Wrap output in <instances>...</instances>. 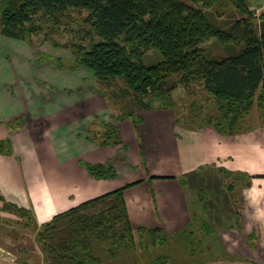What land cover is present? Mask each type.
Returning a JSON list of instances; mask_svg holds the SVG:
<instances>
[{
	"label": "crops",
	"instance_id": "crops-1",
	"mask_svg": "<svg viewBox=\"0 0 264 264\" xmlns=\"http://www.w3.org/2000/svg\"><path fill=\"white\" fill-rule=\"evenodd\" d=\"M41 44L0 32V140L11 138V153L0 152V194L7 201L30 208L40 228L59 212L122 187L135 240L139 228L174 235L201 219L214 226L210 234L199 232V251L162 250L170 264H264L263 129L226 134L178 120L173 108L143 109L138 125L120 123L121 143L101 144L91 137L111 107L94 89L95 75L60 66ZM82 160L111 163L116 175L96 178ZM9 218L22 228L14 232L15 248L10 231L0 228V264H44L36 230L34 243L16 221L21 217L0 209V221ZM136 247L104 256L103 264L142 262L145 253ZM186 255L192 262H184Z\"/></svg>",
	"mask_w": 264,
	"mask_h": 264
},
{
	"label": "trees",
	"instance_id": "trees-1",
	"mask_svg": "<svg viewBox=\"0 0 264 264\" xmlns=\"http://www.w3.org/2000/svg\"><path fill=\"white\" fill-rule=\"evenodd\" d=\"M189 1L191 4L184 0H0V32L12 38L28 39L46 23L48 36L66 34L63 18L72 12L83 15L81 21L67 20L76 24L77 28L69 32L75 39L63 44L54 41L51 45L72 53L69 68L85 67L107 86L122 80L124 90L140 108L119 114L111 109V119L101 120L102 129L91 137L101 144L121 143L120 123L129 119L138 125L139 111L143 109L176 111L174 90L179 84L189 88L194 81L200 82L213 106L207 109L205 103L197 105L193 101L192 108L197 113L188 120H198L231 134L239 129L240 121L255 105L264 111V10L257 23L256 15L249 9L250 0H230L242 15L229 28H223L206 10L214 0ZM213 37L243 45L227 55L207 56V43ZM152 50L158 51L162 59L148 65L144 58ZM37 52L42 53L40 49ZM57 56V61L64 64L67 58ZM178 74V80H170ZM97 89L109 100L107 89ZM176 115L178 119V115L184 114L176 111ZM0 152L11 153V138L0 140ZM81 164L96 178L116 175L111 163L82 160ZM222 170L229 177L236 174ZM0 200L3 201L0 209L26 218L25 226L33 219L44 264H103V258L95 252L96 239H111L106 247L111 258L121 249L136 246L135 228L122 187L59 212L40 228L30 208L7 201L1 194ZM213 230L214 226L205 219L174 235L162 227L139 228L140 233L149 236L143 247L168 248L174 239L180 245L185 243L193 252L196 248L193 236L201 238L199 232L210 234ZM151 251H146L145 264H168L167 253L161 250L151 257L150 254L155 255Z\"/></svg>",
	"mask_w": 264,
	"mask_h": 264
},
{
	"label": "rangeland",
	"instance_id": "rangeland-1",
	"mask_svg": "<svg viewBox=\"0 0 264 264\" xmlns=\"http://www.w3.org/2000/svg\"><path fill=\"white\" fill-rule=\"evenodd\" d=\"M187 3L191 2L189 0H184ZM196 5V4H195ZM200 7H202L201 5H199ZM207 12L209 14V16L219 25H221L223 28H229L230 25L232 24V22L238 18L239 16L242 15V12L231 3L230 0H214L212 4L207 5ZM203 8V7H202ZM204 9V8H203ZM249 9L251 11H253V14L256 15L255 17V21L258 23V21L260 20V13L261 11L264 10V0H250V6ZM83 18V15H80L79 13H75L72 12L71 16H65L63 19L64 21L63 23V27L65 29L66 34L63 33H56L55 35L52 34L50 36H48V34L46 33V23L42 25V29L39 30L36 33H33V35H31L28 39L33 42V44H41L43 42H45L44 47H45V52L44 54L46 55H54L55 58H57V55H61L66 57L67 59H64V64L62 63V67H65L67 69H69V67H67V65L69 63H72V61L70 60L72 57V53L68 50V49H62V48H55L50 44L53 43L54 41L57 42L58 44H63V43H67L69 41H72V39H75L74 37H72V35L69 33L71 32V30L76 29L77 27H75L76 24H73V22L67 23V20L69 19H75L76 21H81V19ZM67 26H69V28H67ZM77 34H79L76 30H74ZM80 35V34H79ZM50 42V43H49ZM42 45V44H41ZM243 44H235L233 42H226V41H221L217 38H211L208 43H207V56H223V55H227L229 53H233L235 51H237ZM42 52V51H41ZM145 63L148 65L154 64L159 62L162 59V55L155 50L149 51L148 53H146L145 55ZM57 63H59L58 61H56ZM59 65L61 66V64L59 63ZM80 67V66H79ZM79 67H71L70 69H76ZM83 71V75H93L90 72H86L84 70ZM67 72V71H65ZM80 75V74H79ZM179 74L178 75H174L171 77L170 80H178L179 78ZM94 85H95V90L102 89V90H108L109 92V104L111 109L114 110V113H121V112H125L128 110H131L132 108L134 110H139L140 108H138V106H136L135 104H133L132 102V98L131 96L128 95V91L126 92L125 89V84L122 80H118L113 84L110 85H106L101 83L100 80H96V78H94ZM172 99L174 100L175 103V108L176 111L178 112V114H184V115H178V119L180 120H184L185 122H192V120H188L191 116H193L194 114L196 115L197 112L193 111L192 108V102L195 101V104H201V103H205V105L207 106V109L211 106H213V102L212 99L210 98V96H208L207 92L204 90V88L202 87V85L200 84V82L198 81H194L191 83L189 88H185L183 84H179L178 87L174 90V93L172 95ZM191 104V107H190ZM196 105V106H197ZM190 107V108H189ZM212 109V108H211ZM162 110H166V109H162ZM262 113H264L263 110H260L258 108L257 105L254 106L253 110L250 112L249 115H246L244 119H242L240 121L239 124V129L237 130V133H241L243 131H251V130H259V129H263L264 130V114L262 115ZM111 118H106L104 120H110ZM200 123H202L201 121H199ZM198 120L196 121V123H199ZM10 127V126H9ZM239 131V132H238ZM236 132V131H235ZM3 140V139H2ZM234 180L231 177V181ZM215 201V200H214ZM231 201H227L226 205H231L230 204ZM215 205V204H214ZM19 216V215H18ZM20 218V216H19ZM18 218V219H19ZM212 219V218H211ZM9 218L8 223L5 221L3 222L0 221V228H2L5 232L10 231L11 233V243H9V245L13 246L15 248V241H13L16 233H14L15 231L18 232L20 231L22 228V225H17L15 222H12ZM21 223H24L26 221V218H21L19 220ZM29 224H28V229H29V238L31 240H33V232L35 231V224L33 219H29ZM31 236V237H30ZM29 239V241L24 240V242L29 246L32 247L33 245V241L35 243V240L31 241ZM192 240H194L195 242L193 243V245L195 247H197L199 245V236L195 235L193 236ZM149 241V236L146 235L145 232H141L138 230V234L136 235V244L138 249L142 250L143 253H145V256L143 257H139V260H142V263L140 261H133L136 262L137 264H145L144 260L147 258V252L145 251H149V250H153L151 252H153L155 255H151V257H155L157 256L161 250H165V246H157V247H149V246H145L143 247V242L146 243ZM110 242L111 239H96V241H94V248H95V252L98 253L99 255H101L102 258H107L109 260H111L110 257V253L109 251L106 249L107 246H110ZM98 243V244H97ZM104 245V247H103ZM139 245V246H138ZM175 246H180L179 242L177 240H173L169 245L168 248L170 247H175ZM184 246H186V244L184 243ZM104 248V249H103ZM195 251H199V249L195 248ZM197 254V252L195 253V255ZM192 255H186L183 259H185L184 262H192ZM198 257V255H196ZM113 260V259H112ZM175 260V258H174ZM171 263V259H169L168 264ZM122 264H126V263H122ZM130 264V263H127ZM134 264V263H133Z\"/></svg>",
	"mask_w": 264,
	"mask_h": 264
}]
</instances>
